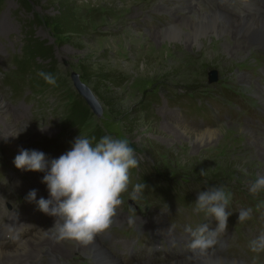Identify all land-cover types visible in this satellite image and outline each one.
Segmentation results:
<instances>
[{
	"label": "rangeland",
	"instance_id": "rangeland-1",
	"mask_svg": "<svg viewBox=\"0 0 264 264\" xmlns=\"http://www.w3.org/2000/svg\"><path fill=\"white\" fill-rule=\"evenodd\" d=\"M26 1L31 15L39 21L36 37L53 48L61 82L44 97H34L25 74L15 70L14 61L23 47L24 20L30 14L18 1L7 0L0 8V164L14 162L21 148H37L51 159L71 149L73 139L61 130L59 120L79 93V83L99 103L92 124L101 126L106 135L127 138L135 154L145 160L144 164L138 160L133 175L138 181H130L128 191L122 195L127 208L120 223L125 218L150 215L163 224L168 218L158 212L159 206L164 209L162 206L166 205L177 213L185 210L186 205L171 201L169 195L154 196L145 189L140 198L133 200L131 193L137 183L157 184L158 180L173 178L179 187L207 190L209 187L202 178L185 176L195 165L214 172L226 163L232 166L236 175L223 179V186L232 193L229 205L238 214L264 201V190L255 196L249 192L250 182L257 175H264V162L260 159L264 156V102L251 92L258 87L249 89L238 81L242 75L247 82L264 88V53L253 51L247 59L230 60L222 42L211 55L206 52L205 49L214 47L216 39L201 37L203 46L192 48L186 36L175 40L164 37L160 41L156 36L161 30L177 25V20L193 19L197 13L221 10L237 18L238 8L249 9L254 5L264 9L263 4L257 0H246L247 3L245 0H61L81 25L82 34L71 35L61 32L53 22L59 14V0ZM214 77L217 80L211 82ZM105 78L122 84L115 88L104 83ZM105 99L113 102L114 110L109 109ZM201 100L235 103L242 112L245 128L221 121L201 125L191 117L195 103ZM205 131L215 132L216 139H198L197 134ZM28 174L32 183L41 184L38 173L28 171ZM5 180L7 185L0 184V239L1 227L14 230L28 224L23 233L15 230L17 244L5 248L13 251L35 233L51 229L53 223L40 228L26 204L18 205L15 213L9 212L4 204L5 193L21 195L28 184L26 178L10 172ZM198 193L191 201L197 200ZM48 230L54 235V231ZM121 234L129 236L130 231L121 230ZM96 237L106 250L103 232ZM108 239L111 241L108 248L115 257L106 250L109 254L120 264H135L123 262L124 252L130 247L129 238L113 232ZM47 251V247L38 249V253ZM29 263L51 264L45 258Z\"/></svg>",
	"mask_w": 264,
	"mask_h": 264
},
{
	"label": "clouds",
	"instance_id": "clouds-1",
	"mask_svg": "<svg viewBox=\"0 0 264 264\" xmlns=\"http://www.w3.org/2000/svg\"><path fill=\"white\" fill-rule=\"evenodd\" d=\"M38 75L50 85L57 83L52 73L41 71ZM94 141L95 137L80 135L72 142L70 150L54 159H48L42 151L21 148L14 159L18 169L45 173L41 182L47 185L49 198L37 201V190L32 189L26 199L36 202L40 211L55 217L54 226L48 231H54L61 240L87 244L107 230L122 204V195L128 191L130 169L138 167L135 151L127 138L104 135L98 142ZM205 173L201 170L200 174ZM145 188V183L135 184L132 199L140 198ZM262 190L264 175H257L250 182L249 192L255 196ZM231 199L232 193L225 186L214 185L198 193L195 211L214 217L218 226L214 230L208 224L195 229L188 227L192 250L204 254L215 244V237L227 230L232 214L228 208ZM256 207H264V201ZM251 217L252 209L249 208L240 211L238 219L244 222ZM250 247L252 251H264V233L251 240Z\"/></svg>",
	"mask_w": 264,
	"mask_h": 264
},
{
	"label": "bare ground",
	"instance_id": "bare-ground-1",
	"mask_svg": "<svg viewBox=\"0 0 264 264\" xmlns=\"http://www.w3.org/2000/svg\"><path fill=\"white\" fill-rule=\"evenodd\" d=\"M247 2L245 0V3ZM188 6L191 8V4H188ZM237 10L239 11L237 18H235L233 15L224 13L221 10L212 11L210 13H197L193 19L183 21L177 20V25L161 30L158 34H156V36H158L159 41L162 38L165 39L164 37L175 40L182 39V36H186L190 43V47L192 48L203 46L201 37L209 38L211 41L216 39L214 42V47H211L212 49H205L206 52L211 55L214 53L215 49L219 48V42H222L221 46L224 48L225 53L230 60H237L239 58L247 59L250 53L253 51H260L264 53V9H260L254 5H251L249 9L245 8L241 10L238 8ZM238 81L240 84L247 85L249 89H251L252 86L258 87L257 91L251 92L257 94L261 98L262 102H264V88L262 89L259 85H256L255 82H247L244 77H242V75L238 78ZM87 92L93 97V95L88 90ZM93 99L96 102V105L99 107V103H97L94 97ZM0 109H2L1 105ZM197 136L198 139L203 141L204 139H208V141H210L211 139H216L215 137L217 135L213 131H205L198 133ZM203 143L204 142H202V144ZM257 144L261 145L262 143L258 142ZM262 149L264 150L263 144ZM260 159L264 162V156H262ZM47 230L48 228L42 229L41 231L35 233L33 237L30 238V240H24V243L22 245L20 244L18 248L14 247L16 249L13 251H6L9 249L5 250L4 248L1 249L0 264H27L29 262H35L40 258L50 260L51 264H120L118 259H115L104 249L100 242L101 240L97 239L96 236L92 241L85 244L70 239L61 240L58 238L56 233H54V235H50L51 232L47 233ZM127 244L125 243L123 245L125 246ZM70 245L72 247H70ZM43 247H47L48 251L45 254L38 253V249ZM174 264L243 263L236 260L223 259L216 253H206L202 256H198V258L188 259L187 261Z\"/></svg>",
	"mask_w": 264,
	"mask_h": 264
},
{
	"label": "trees",
	"instance_id": "trees-1",
	"mask_svg": "<svg viewBox=\"0 0 264 264\" xmlns=\"http://www.w3.org/2000/svg\"><path fill=\"white\" fill-rule=\"evenodd\" d=\"M6 1L7 0H0V8L6 3ZM16 1L20 3L22 9L27 11V14H30V16L24 20L23 47L14 61L15 70L25 74L27 77L28 88L34 97H44L61 82V74L58 63L55 58L53 48L35 35V28L38 26L39 21L34 15H31L29 2L26 0ZM58 4L60 6L59 14L53 18V22L64 34L81 35L82 30L79 29L81 25L75 20V17L71 14L70 9L67 6L62 5L61 0L58 1ZM41 71L54 74L57 78L56 85L53 86L46 83L45 80L38 75ZM103 82L111 84L115 88H119L118 86L122 84H115L113 78H105L103 79ZM103 101L109 109L114 110L113 102L106 99ZM92 118L93 111L91 107L88 105L87 101L79 93H77L66 113L60 118L59 125L63 132L71 136L73 139L72 141L82 135L88 138L95 137V143L98 142L102 136L106 135V132L101 126L92 124ZM135 157L137 160L141 161L140 163H145V160L141 159L136 154ZM192 168L194 169L185 172L187 174L185 176L190 178L198 176L202 178V181H204L205 184H207V187L214 185L223 186L225 179L228 180L230 177H235L236 175L234 170H232V166L227 165V163L219 166L215 172L207 170L204 166L195 165ZM135 170L136 167L130 169V181H138V178H133ZM201 170L206 171V173L201 175ZM219 172H223L220 177L217 175ZM177 183L178 182L175 178H173V180H158L157 184L153 181L149 183L145 182V189L152 191V195L154 196L169 195L172 197L171 201L178 204L191 202V200L195 199L197 193L201 191V189L199 191V188L185 189L179 187ZM245 199L248 200V197H245Z\"/></svg>",
	"mask_w": 264,
	"mask_h": 264
},
{
	"label": "water",
	"instance_id": "water-1",
	"mask_svg": "<svg viewBox=\"0 0 264 264\" xmlns=\"http://www.w3.org/2000/svg\"><path fill=\"white\" fill-rule=\"evenodd\" d=\"M215 74L214 72L212 73ZM217 80V77L212 78L211 82H215ZM79 94L87 101L88 105L91 107L93 112H96L98 110V106L96 105V102L94 101L93 97L87 92V90L83 87V85H77Z\"/></svg>",
	"mask_w": 264,
	"mask_h": 264
}]
</instances>
